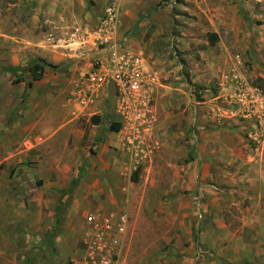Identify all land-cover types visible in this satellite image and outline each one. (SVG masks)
<instances>
[{"label": "rangeland", "instance_id": "374dc122", "mask_svg": "<svg viewBox=\"0 0 264 264\" xmlns=\"http://www.w3.org/2000/svg\"><path fill=\"white\" fill-rule=\"evenodd\" d=\"M89 1L90 14L76 3L36 13L0 0V173L13 169L12 184L30 192L42 183L31 159L67 167L53 176L70 182L53 190L61 220L80 197L83 216L124 211L123 264H264V129L225 98L236 77L264 93V0ZM107 8L111 41L142 58L151 125L138 133L119 123L113 87L88 81L112 45L97 34ZM37 58L61 70L37 82L7 70ZM103 163L107 174L97 172ZM88 169L94 185L82 196ZM21 228L17 261H39Z\"/></svg>", "mask_w": 264, "mask_h": 264}, {"label": "crops", "instance_id": "0c3cea01", "mask_svg": "<svg viewBox=\"0 0 264 264\" xmlns=\"http://www.w3.org/2000/svg\"><path fill=\"white\" fill-rule=\"evenodd\" d=\"M20 3L30 4L31 8L34 6L32 9L36 13L40 11L57 13L61 8L65 9L67 7L69 9L75 3L79 4V7L86 8L89 14L92 13L89 10V0H20ZM47 132H49L48 129ZM232 146L233 144L230 147ZM101 149L104 148L101 147ZM83 154L80 153L78 158L74 159L76 166L79 165V160ZM31 160H34L35 163L33 170L36 172V178L38 181L41 180L42 183L41 186H37L30 192L25 189L26 185L29 186L27 182H25L26 184L21 182L12 184L10 171L13 169H9L7 173H0V264H23L17 261L19 241L16 239L18 236L16 227L18 226L24 227L23 229L27 231L28 238H32V242H28V245H33V253L44 255L39 261L31 264H55L53 259L55 256L54 249L58 252L56 257L59 263L61 261L65 264L68 260L78 263L82 255L80 238L85 227V215L83 216L86 209L85 198H75L64 212L61 220L60 210L57 207L59 197L53 190L56 188H69L70 182L65 181V176H62L61 181L55 182L53 176L56 174L65 175L67 167L59 169L53 165V162H50V165L43 166L39 157ZM108 169L109 167L105 164L102 167L100 165L97 172L107 174ZM92 185L94 183H92V175L88 169L86 177L79 186L80 193L91 188ZM22 194L27 196L25 202ZM81 195L83 196V193ZM65 198L67 197L65 196L63 200ZM56 224L61 226L60 233L57 234H55ZM23 229L19 230L22 232ZM50 236L52 240L48 239Z\"/></svg>", "mask_w": 264, "mask_h": 264}, {"label": "built area", "instance_id": "2783aa9c", "mask_svg": "<svg viewBox=\"0 0 264 264\" xmlns=\"http://www.w3.org/2000/svg\"><path fill=\"white\" fill-rule=\"evenodd\" d=\"M115 19L113 9L107 8L97 34H106L105 38L100 39L101 44L112 42V45L107 49L105 68L89 74L88 81L90 84L103 81L113 87L119 123L125 129L131 128L138 133L140 128L147 130L151 125L148 101L145 102L147 90L141 70L142 58L111 41ZM101 72H104L103 79ZM234 80V91L225 95L226 101L229 100V104L236 107L242 119L251 121L256 129H264V93L239 77ZM84 221L80 238L82 255L77 264H123L121 245L126 234L127 214L119 210L103 212L97 209L87 213Z\"/></svg>", "mask_w": 264, "mask_h": 264}, {"label": "trees", "instance_id": "16d2710c", "mask_svg": "<svg viewBox=\"0 0 264 264\" xmlns=\"http://www.w3.org/2000/svg\"><path fill=\"white\" fill-rule=\"evenodd\" d=\"M210 42L214 43L216 40V35H210ZM46 69H49L51 71L57 72L59 70H61V65H55L52 63H49L43 59L37 58V59H33L31 61H29L24 67H22L21 69H19V67H10L7 70H9L11 73H14L15 75L19 74L20 72H27L29 74V77L31 79L32 82H37L39 80L42 79L43 74L45 72ZM19 79V78H18ZM14 83H19L21 82V80H15L13 81ZM32 85V83H28V86L30 87ZM92 121L95 123H98L100 121L99 117H93ZM110 130L112 132H118L119 131V125L118 124H110ZM82 169V167H80V170ZM13 174V170L10 171V177ZM81 173H79L80 175Z\"/></svg>", "mask_w": 264, "mask_h": 264}]
</instances>
